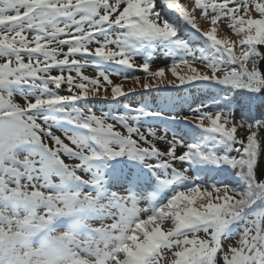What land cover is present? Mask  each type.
I'll return each mask as SVG.
<instances>
[{"label": "snow or ice", "instance_id": "snow-or-ice-1", "mask_svg": "<svg viewBox=\"0 0 264 264\" xmlns=\"http://www.w3.org/2000/svg\"><path fill=\"white\" fill-rule=\"evenodd\" d=\"M160 3L163 15L157 0H0V264H264V119L231 107L241 90L264 104V0ZM218 21L239 39L218 38ZM160 45L173 79L165 67L150 71ZM113 74L142 95L197 82L223 95L191 115L172 114L171 96L160 110L97 114L91 104L136 91ZM166 115L183 127L142 130ZM119 157L138 162L131 185L166 195L139 207L134 190L108 191L99 169ZM185 163L231 170L242 184H189L198 177ZM236 222L239 238L224 243Z\"/></svg>", "mask_w": 264, "mask_h": 264}, {"label": "trees", "instance_id": "trees-1", "mask_svg": "<svg viewBox=\"0 0 264 264\" xmlns=\"http://www.w3.org/2000/svg\"><path fill=\"white\" fill-rule=\"evenodd\" d=\"M187 2V0H183ZM157 7L162 10L161 14L163 15L166 9L160 3V0H157ZM175 17H173L174 19ZM200 20V19H199ZM199 24H202L200 21H197ZM209 29L208 27H206ZM205 28V29H206ZM152 64L150 71H155L158 67H165L168 69L172 63V57L169 56L168 52L165 51L163 45L158 46L152 54ZM137 62H141V58H137ZM197 67H199L197 65ZM93 69V68H92ZM134 72L135 75L144 77L145 73L142 70L133 69L130 70ZM57 73H53L55 75ZM115 83H123V90L127 93L129 89L135 88L134 93H130L128 96L120 97L119 101H97L90 106L100 114L101 112H110L114 115H121L127 108H139L143 104H147L150 109L160 110L162 105V100L164 96H171L175 99L177 106L173 110L172 114L179 113V115L192 114V110L201 107V103L207 106L213 105V97L216 101L220 100V97L223 95L221 89L224 87L222 85H217L212 82H197L195 85H187L179 93L176 92H164L160 90H149V93L140 94L142 89H140L134 81L128 80L124 81L122 76L113 74L110 77ZM166 80L172 79L165 78ZM148 80V79H147ZM150 82L155 83V78H149ZM90 87V85H89ZM161 88L164 85H160ZM62 94L65 92V89L62 87L59 90ZM103 95V93H101ZM109 98L111 97V92H108ZM249 94L241 90L240 93L233 95V103L231 105L232 109L237 113L238 116H243L244 119H264V104H261L256 97H252L253 103L249 104L248 102ZM144 127L142 130H146L149 124L160 125L161 127L156 129L158 133L163 132V127H167L170 132L169 136L173 132H176L178 125L182 128L183 124L180 122H172L168 119V116L164 117H147L144 120ZM65 128L70 127L69 125H64ZM61 132V131H60ZM246 131L239 130L237 135L244 136ZM191 141V136L188 137ZM161 143V142H160ZM136 161L129 160L126 157H119L115 160L109 161L106 166H103L99 169V174L103 178L104 185L106 189L113 188L123 194H126L130 189H135V192L138 196H143L142 194H147L148 200L153 198V196L163 197L166 195L168 190H162L157 192L154 184L149 185H140L134 186L129 183L128 177H134L139 171ZM178 167L180 166L177 164ZM189 168V175L192 177H198L195 181H187V183H205V184H219V185H228L231 187H238L242 184V181L233 174L231 170L227 171H216V170H201L198 166H189L187 163L184 165ZM111 168V170H110ZM110 170V171H109ZM112 171V172H111ZM85 174H89L85 171ZM91 174V173H90ZM125 191V193H124ZM243 230V223L236 222L225 230L223 236V242L230 244L237 240L240 236L241 231Z\"/></svg>", "mask_w": 264, "mask_h": 264}, {"label": "rangeland", "instance_id": "rangeland-1", "mask_svg": "<svg viewBox=\"0 0 264 264\" xmlns=\"http://www.w3.org/2000/svg\"><path fill=\"white\" fill-rule=\"evenodd\" d=\"M197 21H200L202 23V24H199L198 23L199 27L202 30H208L206 27H208L209 29L211 28L210 22H206V21H203L201 19L199 20V17H198V20ZM217 35H218V38H222V39H232V40H238L239 39L238 37L235 36L234 33L231 32L230 29L227 28L226 24H224L222 21H218V25H217ZM165 70H166L165 71V78H170L171 77L173 79V77L171 76L170 72H168L166 68H165ZM82 71H84V74H88V75H94L95 74V70L92 69L91 67H89L87 69H84ZM181 71L183 73V71H186V70L181 69ZM73 75H74V73H73ZM151 77L152 76L148 75L147 76V79L149 80V78H151ZM117 83H121V82H117ZM56 134L57 135H62V132L57 131ZM159 146L163 147V142H161ZM66 162L71 163L72 161H70V160H68L66 158ZM177 167H178V165H177ZM83 174H85V173H83ZM86 175H90V173L89 174H86ZM53 179H54V182H58V178H55L54 177ZM85 190H89V189H85ZM107 190L110 191V192L119 193L120 195H125L122 192H119V191H117L116 189H113V188H109ZM130 190H134L135 191V189H130ZM124 193H125V191H124ZM142 195L143 196H138V198L140 199V204L138 206L139 207H147V204H146L148 202V198L146 196L147 194H142ZM150 199H152V198H150ZM105 223H111V220H107V221H105ZM92 226L93 227H99L100 226V221H93L92 222ZM163 227L164 226H162V228Z\"/></svg>", "mask_w": 264, "mask_h": 264}, {"label": "water", "instance_id": "water-1", "mask_svg": "<svg viewBox=\"0 0 264 264\" xmlns=\"http://www.w3.org/2000/svg\"><path fill=\"white\" fill-rule=\"evenodd\" d=\"M262 63H264V62H262Z\"/></svg>", "mask_w": 264, "mask_h": 264}]
</instances>
